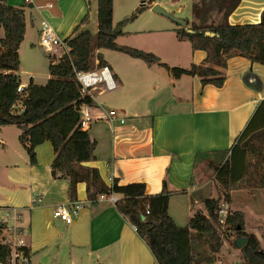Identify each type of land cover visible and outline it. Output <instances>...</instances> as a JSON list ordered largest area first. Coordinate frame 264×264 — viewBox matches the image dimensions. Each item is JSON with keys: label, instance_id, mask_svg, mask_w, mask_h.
I'll return each instance as SVG.
<instances>
[{"label": "crops", "instance_id": "obj_1", "mask_svg": "<svg viewBox=\"0 0 264 264\" xmlns=\"http://www.w3.org/2000/svg\"><path fill=\"white\" fill-rule=\"evenodd\" d=\"M140 1V7L145 5L148 9L158 3L151 7L143 4L144 0ZM116 2L114 0L113 11ZM125 2L129 12L139 8L133 0ZM8 4L25 8L26 35L19 49L20 58L31 34L33 37L28 46L33 56L39 50L44 57L60 58L66 53L65 48H54L48 54L41 47L40 36L45 26L65 40L77 27L88 29L97 13V0H8ZM263 12L264 0H241L227 22L230 25L257 24ZM174 30H169L171 40L185 43L177 39ZM156 32L148 29L134 34ZM131 35L127 32L126 36L118 38V42ZM2 36L0 30V38ZM109 52L102 53L118 85L115 90L119 92L117 104L109 106L102 100L105 93L92 92L93 105L89 108L92 122L88 132L96 141V160L85 166L98 169L108 185L114 179L121 186L143 183L148 195L159 194L166 186L169 192L176 193L170 198L169 214L179 226L184 225L182 222L189 221L195 211H202L204 200L218 199L226 192L221 191L223 185L215 177L219 189L211 190L210 195L204 193L202 177L196 175L195 170L208 156L226 155L222 164L229 158L230 149L258 105L264 102V66L243 58L229 60L225 70L227 79L219 89L202 86L198 78H169L163 88L154 89V96L149 97L145 105L138 107L140 98L136 93L147 87L146 82L142 83L139 78L127 81V75L114 64ZM205 58V52L193 51L191 65H201ZM127 60L123 59L147 74L148 70L142 65ZM36 72L28 77L40 85ZM43 78L46 84L49 72ZM20 79L22 87H27L30 81L27 83L28 79L23 80L21 76ZM110 111L116 112V117H110ZM8 128L15 129L0 128V215H6L9 209L18 210L21 215L19 226L26 234L31 264H35L36 258L42 264L59 261L62 264H157L146 242L114 205L87 198L85 184L78 186L76 200L89 203L74 221L67 225L55 219L53 213L57 207L76 200L70 198L68 180L52 176L55 158L52 146L48 143L39 146L37 165H32L19 142L21 131L17 128V131H8ZM229 194L232 210L235 197L241 193L231 191ZM262 195L264 197V191Z\"/></svg>", "mask_w": 264, "mask_h": 264}, {"label": "trees", "instance_id": "obj_2", "mask_svg": "<svg viewBox=\"0 0 264 264\" xmlns=\"http://www.w3.org/2000/svg\"><path fill=\"white\" fill-rule=\"evenodd\" d=\"M155 2L157 0H149L148 4ZM240 2L200 0L194 4L195 20L188 21V29L178 27L174 32L180 42H189L193 51L205 52L206 58L201 65L192 64L184 69L163 64L155 54L118 43L119 37L127 35L125 26L148 9L147 6L139 7L115 26L114 0H97L95 37L89 30L77 27L65 39L66 53L58 59L49 56L47 83L37 85L30 80L27 87L18 92L22 86L18 72L21 66L19 49L26 35L25 8H16L9 5L8 0H0V30L3 32L0 38V128L15 127L21 131L19 142L32 165H37L39 146L47 143L52 146L55 154L52 176L68 180L71 200L77 199L80 184H85L87 198L93 202L101 195H118L114 206L146 242L157 264H215L227 232H234L236 239H248L240 251L244 264H264L260 241L254 234L245 232L243 212L229 211L225 226L219 225L222 199L230 204L231 191L264 190V102L258 105L230 149L229 158L213 169L226 192L218 199L204 200L206 214L197 212L188 225L182 227L169 214L170 198L176 193L169 192L166 186L161 193L148 195L143 183L121 186L114 179L108 185L98 169L85 166L96 160V141L88 130L81 129L80 109L83 105L92 106L93 100L81 93L77 74L109 68L102 52L111 51L147 65L165 67L175 80L189 76L198 78L202 86L222 88L229 60L243 58L264 66V12L257 24L230 25L227 22ZM212 14H217L219 21H214ZM206 33L214 36H206ZM4 228L0 223V235ZM202 240L209 246V254L196 253L194 243ZM10 254V248L0 244V264H7ZM199 255H203V262Z\"/></svg>", "mask_w": 264, "mask_h": 264}, {"label": "rangeland", "instance_id": "obj_3", "mask_svg": "<svg viewBox=\"0 0 264 264\" xmlns=\"http://www.w3.org/2000/svg\"><path fill=\"white\" fill-rule=\"evenodd\" d=\"M129 1V0H128ZM135 1L140 7L141 1L140 0H133ZM146 4L149 3V0H144ZM200 0H157L158 3L156 5L161 6L164 8L167 12L172 14L174 17L186 20V21H194V4ZM154 4V3H153ZM149 5L152 7V5ZM155 6V5H153ZM138 8V7H137ZM153 8V7H152ZM152 8L146 9L141 14L138 15V17L129 22L125 28V32H129L132 35L127 38H120L119 44L132 47L135 49L142 50L147 53H152L158 56L163 64H166L170 67H180L184 69H188L191 67V61L190 56L193 52L191 45L189 42H185L182 44H178L176 40H171V32L169 30L176 29L179 26L174 23L171 19L156 14L152 11ZM133 11H130L127 9V3L125 0H117L116 7L114 11L113 16V23L116 26L119 22L122 20L129 18L132 14L136 12L135 9H132ZM135 10V11H134ZM214 21H219V18L217 14L211 15ZM97 13L95 12L94 18L92 23L90 24V27L83 30H89L93 37H95L98 29V23H97ZM199 23V22H198ZM154 30L157 31L153 34H134V32H140L142 30ZM30 32V30H29ZM31 33V32H30ZM32 35V36H31ZM29 35L28 41L24 44L22 49V55H21V70H20V76L24 78L23 80H27V83L30 81L29 74L32 72H36L39 76V79L37 82L40 85H44L46 81L43 78L44 74H48L49 72V58L44 57L41 55V52L38 50L37 54L33 56L31 53V50L29 48L28 42L32 39L33 34ZM34 39L36 40V36H34ZM127 44H132L127 45ZM154 45V46H153ZM140 46H143L144 48H147L146 51L141 49ZM58 48V47H56ZM150 50V51H149ZM153 50V51H152ZM110 55H112V61L118 68H120L124 74L127 81H130L134 78H139V81L146 82V88L136 93L137 97L140 98V102L138 104V107L141 105H145V102L148 100L149 97L154 96V89L158 90L160 88H163L168 82L169 78H172L165 67L158 66L156 64L147 65L140 60H131L129 58H123L124 56H120L122 54L117 52H109ZM123 59H128V63H138L139 65H142L145 69L148 70L146 73H141L142 70H139L138 68L132 67L127 64V62H124ZM138 74V76L134 75ZM189 77V76H186ZM117 93L118 91H112V92H106L103 95L102 100L107 103L109 106H114L117 104ZM8 131H17L16 128H8ZM17 143V142H16ZM18 145V144H16ZM19 147V146H18ZM226 155H219L218 157H206L202 159L201 162L196 167L195 173L196 175L201 176V182H203L202 188L205 191L207 195H210V191L217 188L219 189V185L215 180V174L213 172V167L222 165V162ZM227 190L224 187L221 188L222 190ZM264 190H237L236 192L241 193V195L235 197L236 201L234 202L233 208L235 210H231V203L225 204L222 199V208L226 209L227 211L236 212L238 210L243 211L246 213L245 217V232L247 234H254L258 238L261 244V248L264 249V197L262 195V192ZM202 194V192H201ZM203 195V197L207 196ZM201 196V195H200ZM255 197V198H254ZM254 198V202L251 201V199ZM201 209L203 214H206V208L204 205V201L202 202ZM200 211H195L191 215V218ZM245 215V214H244ZM190 218V219H191ZM189 219V220H190ZM189 221H183L180 225L182 227H185L188 225ZM236 240L234 232H230L227 235H225V239L223 242V247L221 249L220 254L217 256V262L215 264H219V262H222V264H244L242 261V258L240 256V251L235 249L233 247V243ZM194 247L196 250V253H206L209 254L210 249L207 243L205 241H196L194 243ZM200 256V261L203 262V255ZM42 260V259H41ZM35 264H40L41 261L39 258H36ZM42 264V263H41ZM57 264H62L60 261L57 262ZM64 264V263H63Z\"/></svg>", "mask_w": 264, "mask_h": 264}, {"label": "built area", "instance_id": "obj_4", "mask_svg": "<svg viewBox=\"0 0 264 264\" xmlns=\"http://www.w3.org/2000/svg\"><path fill=\"white\" fill-rule=\"evenodd\" d=\"M26 2H29V0H26ZM50 7L52 6L50 5ZM40 44L43 51L48 54L56 47H63L67 50L65 40L61 39V37L49 26H45L42 30ZM77 81L81 86V93L84 96L90 97L92 100V92L94 91H99V94H104L106 92L115 91L118 88L117 82L113 78L108 67L78 73ZM22 88V86L18 88V92H21ZM89 108L90 106L83 105L80 109V126L84 131L89 129L92 122ZM109 115L110 117H116V112L110 111ZM120 122L123 123L124 121L121 120ZM97 200L114 205L119 200V196L116 194L101 195ZM87 203L89 202L76 200L66 205H60L55 209L53 216L55 219L70 225ZM228 212L229 211L222 208L219 213V225L221 227H224L226 224ZM20 221L21 215L17 209H9L6 215H0V223L5 226L0 235V244L9 247L11 250L10 259L7 264H30L31 262L30 251L26 242V234L19 226Z\"/></svg>", "mask_w": 264, "mask_h": 264}, {"label": "water", "instance_id": "obj_5", "mask_svg": "<svg viewBox=\"0 0 264 264\" xmlns=\"http://www.w3.org/2000/svg\"><path fill=\"white\" fill-rule=\"evenodd\" d=\"M152 11L156 14H159V15H162V16H165L169 19H171L174 23H176L180 28H183V29H188V21L186 20H182V19H179V18H176L174 17L172 14H170L169 12H167L164 8H162L161 6L159 5H155L153 8H152ZM189 33H192L191 30H188ZM206 36H211L213 37L214 35L211 34V33H206ZM248 242V239L245 238V237H238L233 245L235 247V249L241 251L244 246L247 244Z\"/></svg>", "mask_w": 264, "mask_h": 264}]
</instances>
